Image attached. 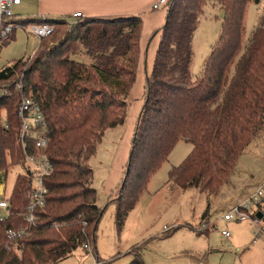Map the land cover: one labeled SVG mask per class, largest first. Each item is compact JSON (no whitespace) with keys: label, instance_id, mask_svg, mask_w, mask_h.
I'll return each instance as SVG.
<instances>
[{"label":"trees","instance_id":"1","mask_svg":"<svg viewBox=\"0 0 264 264\" xmlns=\"http://www.w3.org/2000/svg\"><path fill=\"white\" fill-rule=\"evenodd\" d=\"M249 1L167 0L165 22L152 33L144 52V104L123 180L111 200L119 229L181 138L193 148L180 166L171 169L169 183L198 188L210 196L264 131V12L239 56ZM207 2H218L225 16L203 73L193 78V38ZM16 22L54 26L52 34L40 39L38 55L29 64L21 58L0 69V86L23 73L26 88L40 104L48 121L47 154L53 171L46 177V205L33 226L24 217L30 180L18 175L9 197L10 214L0 220V264H55L84 243L96 255L105 208L97 204V189L91 185L90 159L107 129L127 119L128 97L142 54L143 17H80L71 25L66 18L28 17ZM157 35L154 63L148 70L149 46ZM81 45L92 63L72 57ZM8 89L0 94V172L25 158L19 140L21 96L13 84ZM5 109L7 125L1 122ZM208 214L207 209L203 219ZM12 228L26 229L27 234L7 250L6 232ZM131 252L130 264H144L141 245Z\"/></svg>","mask_w":264,"mask_h":264},{"label":"rangeland","instance_id":"2","mask_svg":"<svg viewBox=\"0 0 264 264\" xmlns=\"http://www.w3.org/2000/svg\"><path fill=\"white\" fill-rule=\"evenodd\" d=\"M34 6L32 1L23 0V4L15 7L14 11L18 18H27L31 16L29 10ZM223 11L218 2H207L204 6L193 38V78L203 73L218 43ZM263 12L264 0L248 2L243 48L239 56L244 53ZM28 25L18 26L14 38L1 46L0 69L21 58L29 64L38 55L40 37L30 33ZM59 29L64 31L67 28ZM35 51L34 57L29 58ZM72 57L87 64L93 62L83 45ZM14 81L3 85L6 91ZM143 104L142 96L129 101L125 123L107 129L97 153L90 159L94 169L91 185L97 189V204L105 208L98 229V253L95 255L90 249L80 246L73 255L55 264H130L134 258L131 251L139 245L144 264H264V236L256 234V226L250 220L223 218L230 208L248 199L264 180V131L239 156L220 190L210 196L199 192L198 188L182 189L169 183L171 169L180 166L193 148L190 141L181 138L167 161L150 178L147 189L131 210L125 226L122 229L117 227L116 209L111 200L116 197L123 180ZM1 122L4 125L8 123L6 109L1 112ZM23 162L20 160L11 164L7 171H1L5 172L7 196L12 193L18 175L24 176L26 165ZM207 209L208 217L203 219ZM223 230L230 231L231 235L225 237Z\"/></svg>","mask_w":264,"mask_h":264},{"label":"built area","instance_id":"3","mask_svg":"<svg viewBox=\"0 0 264 264\" xmlns=\"http://www.w3.org/2000/svg\"><path fill=\"white\" fill-rule=\"evenodd\" d=\"M22 0H0V46L12 40L16 28L20 26L16 20L15 6ZM167 0H157L153 3V9L165 6ZM74 17H83L81 11H77ZM76 20L68 19L69 25ZM28 31L38 37L44 38L52 34L54 26L49 23H33L28 25ZM36 51L29 57H34ZM23 73L14 79L15 91L20 93L19 116L21 119L19 140L24 151V164L26 165L25 175L29 177V188L27 190L28 205L26 206L24 217L29 226L36 224L38 212L46 205L47 185L46 177L53 171V163L48 157L47 147L49 145L48 121L40 106L36 101L33 92L26 88ZM11 82V81H9ZM3 83L0 94H7ZM4 85V86H3ZM32 141V146H30ZM0 220H4L10 214V195H6L5 172H0ZM259 213H261L259 215ZM224 220L246 221L250 220L257 228L256 234L264 236V180L258 185L251 196L230 208L223 216ZM8 242L7 250L13 248L15 240L27 234L26 229L7 230ZM223 235L229 237L230 231L223 230ZM84 247L90 249L89 243H84Z\"/></svg>","mask_w":264,"mask_h":264},{"label":"crops","instance_id":"4","mask_svg":"<svg viewBox=\"0 0 264 264\" xmlns=\"http://www.w3.org/2000/svg\"><path fill=\"white\" fill-rule=\"evenodd\" d=\"M35 3L29 10L30 17L41 18H66L77 20L74 13L81 11L83 17H117L140 14L143 17V28L140 39L141 57L137 67V78L131 88L128 101L134 98H144V82L146 76V66L144 62V52L148 49L149 39L152 33L165 22L166 8L153 9L152 5L157 0H27ZM21 3L15 7H19ZM20 9H17L19 11ZM16 16V14H15ZM17 19H19L16 16ZM28 18V17H27ZM13 39V38H12ZM159 41L157 35L150 43L147 57V68H152L156 49ZM129 109V108H128Z\"/></svg>","mask_w":264,"mask_h":264},{"label":"water","instance_id":"5","mask_svg":"<svg viewBox=\"0 0 264 264\" xmlns=\"http://www.w3.org/2000/svg\"><path fill=\"white\" fill-rule=\"evenodd\" d=\"M225 16V11H223V17ZM261 213H259V215H260Z\"/></svg>","mask_w":264,"mask_h":264}]
</instances>
